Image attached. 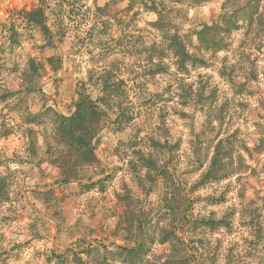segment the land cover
Returning a JSON list of instances; mask_svg holds the SVG:
<instances>
[{"label":"rangeland","instance_id":"obj_1","mask_svg":"<svg viewBox=\"0 0 264 264\" xmlns=\"http://www.w3.org/2000/svg\"><path fill=\"white\" fill-rule=\"evenodd\" d=\"M43 1L48 25L62 34L55 44L25 19ZM146 1L148 7L141 0H0V172L10 177L0 264H57L51 249L90 245L82 255L89 264L104 257L129 264L115 245L142 242L138 264H264V29L234 31L226 50H203L194 37L189 50L208 63L179 72L151 24L160 15ZM223 1L158 0V11L183 36L215 21ZM95 65L125 79L134 118L120 123L110 111L111 120L102 115L93 140L97 161L62 182L69 170L61 160L75 156L59 140L55 112H72ZM211 90L213 102L195 103L197 92ZM228 136L242 170L197 187L214 145ZM141 155L157 158L160 169L145 167ZM203 217L226 225L203 232L186 224ZM171 230L185 249L160 242Z\"/></svg>","mask_w":264,"mask_h":264},{"label":"trees","instance_id":"obj_2","mask_svg":"<svg viewBox=\"0 0 264 264\" xmlns=\"http://www.w3.org/2000/svg\"><path fill=\"white\" fill-rule=\"evenodd\" d=\"M142 3L148 7L146 0H141ZM151 9L157 12L160 17L159 20L152 22L153 26L161 33V37L167 44V48L173 53L176 59L177 70L187 71L189 65L202 66L208 63L206 57H201L196 52H191L189 48L193 44V38L195 37L198 41H201L203 50L215 51V50H226L228 49V40L232 33L236 30H247L257 34L262 32L264 29V0H224L221 6V12L218 18L211 24L205 22L196 28L192 33H186L183 36L178 34V31H172L166 25L167 20L163 13L158 11V0H150ZM181 1V0H174ZM48 6L43 1V6H39L36 10L26 12L25 19L31 24L39 27L44 35L48 38L51 44H55L54 38L57 35L61 39L60 30H54L48 25V16L46 12ZM157 44H152L150 47L157 50ZM147 49V48H145ZM55 60V58H51ZM154 60V57L150 58ZM32 61V60H30ZM56 61H60V56H57ZM31 69L37 71V68L32 63L30 64ZM59 66V65H58ZM154 67L161 68L158 64H153ZM56 69V68H55ZM89 87H95L98 91L96 96L90 92ZM80 97L75 102L74 109L68 116L61 115L55 112L57 116L56 125L58 130L59 140L69 148V158L75 156L74 159H69L66 162L61 160H54L55 164L63 166L64 169H68L67 175L63 176L62 182H68L76 176L77 166L85 164H92L97 161L95 148L93 146V140L100 130V119L102 115H105L108 120H111L109 111L116 115V120L120 123H128L134 117L128 110V88L124 78H120L114 71V68L108 66H92L88 71L87 82H81L79 84ZM88 91V93H87ZM191 93L188 98H191ZM214 92L209 91L207 95L203 91L197 92L196 102L202 104L203 99H211L213 102ZM9 97V96H8ZM211 107V106H210ZM230 136L218 140L214 145L213 153L210 162L201 174L200 179L196 182V186H206L209 183L217 182L222 179L231 177L236 173L240 172L239 165L234 166L235 156L233 150L235 145L232 147ZM154 146L161 145L159 140L154 139ZM158 149V148H157ZM145 167L150 170H159L156 160L153 156H140ZM74 165V167L72 166ZM71 166V167H70ZM69 167V168H68ZM168 170V167L163 168L160 171L161 175H164ZM153 177V176H152ZM10 177L8 172H0V215L4 207V203L10 200L9 182ZM41 195L52 194V191L41 192ZM219 203V202H217ZM187 219V218H186ZM187 225L193 227H200L203 232H214L218 228L226 225L225 219H216L212 217L201 218L190 220L187 219ZM257 225L254 223V226ZM258 231H262V225L258 223ZM173 242V248L179 246L183 249V242L178 238L177 233L174 230L165 232L160 237V242ZM85 245V244H84ZM114 245V244H113ZM77 246L81 247L83 244L77 243ZM99 247L106 250L109 248L108 245L98 244ZM145 243H136L135 246L115 245V248L119 250L120 255L129 261V264H138V260L143 256ZM93 249V245L88 246L82 250L76 251L75 248L66 249L64 253L57 252L55 250L50 251V257L57 259V264H67V259L72 257L70 263L72 264H89L87 259L83 258V254H89ZM186 250H189L188 248ZM264 263V258L262 259ZM95 264H109L107 259L104 257L98 260Z\"/></svg>","mask_w":264,"mask_h":264}]
</instances>
